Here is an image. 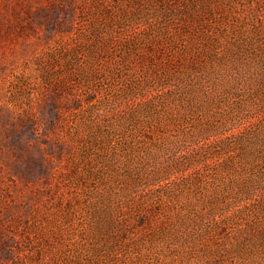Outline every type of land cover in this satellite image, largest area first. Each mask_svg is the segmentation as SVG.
Listing matches in <instances>:
<instances>
[{
    "label": "rangeland",
    "instance_id": "rangeland-1",
    "mask_svg": "<svg viewBox=\"0 0 264 264\" xmlns=\"http://www.w3.org/2000/svg\"><path fill=\"white\" fill-rule=\"evenodd\" d=\"M0 264H264V0H0Z\"/></svg>",
    "mask_w": 264,
    "mask_h": 264
}]
</instances>
